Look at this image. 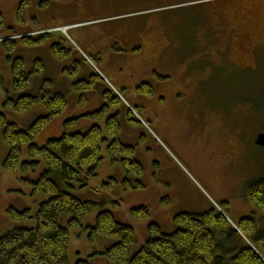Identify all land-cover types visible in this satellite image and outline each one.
<instances>
[{"label":"rangeland","instance_id":"1","mask_svg":"<svg viewBox=\"0 0 264 264\" xmlns=\"http://www.w3.org/2000/svg\"><path fill=\"white\" fill-rule=\"evenodd\" d=\"M22 1L0 0V14L5 22L0 26V112L20 128H26L46 115V108L37 104L18 113L5 105L7 97L35 95L42 85L52 92L63 93L68 106L38 134L37 145L56 138L69 118L78 117L73 124L70 122L71 132H84L93 125L104 129L106 118L117 113L119 140L133 146L134 158L143 167L140 176L127 175L119 162H111L106 144H101L97 175L87 187H76L71 192L94 205L78 226L68 229L69 264L78 259L92 264H114L98 253L115 239L99 237L93 246L85 229L93 226L101 209L110 210L119 222L133 227L136 242L132 252L147 240L150 223L158 224L163 233H170L176 228L175 215L202 213L213 207L218 211L216 205L225 211L226 219L239 233L240 248L250 244L248 239L252 240L250 229L236 227L240 219L250 217L254 230L264 231V209L252 204L246 188L260 180L264 171V148L255 144L264 125V42L255 48L251 60L242 64L240 61V65L231 63L228 55L233 35L215 17L219 4L226 11L239 3L240 7L248 5L249 1L27 0L17 19ZM250 1L264 3V0ZM51 26L67 27V32L63 34L57 29V34L41 44H27L29 40L18 38ZM256 30L253 33L262 40L264 25ZM59 34L68 40L67 47L74 50L65 60L57 59L50 49ZM82 54L89 56L88 62H81ZM17 57L23 59L26 73L33 70L34 61H41L38 71L31 75V84L22 90H15L12 83L11 63ZM157 58L164 65L159 67L160 74L170 76L157 81L171 84L175 81L174 93L180 94L176 105L184 102V107H174L171 93L162 107L158 106L160 98L155 100L159 93L151 103L140 98L135 86L148 76L138 75L134 70L136 64L142 59L154 63ZM75 60L79 65L71 71ZM94 72L98 75L93 78L96 88L83 94L75 85ZM113 78L123 83V89L114 85ZM101 79L115 86L130 104L134 101L144 104L140 105L144 115L138 114L146 125L140 120L133 121L135 117L129 116L121 105L109 106L99 120L84 116L102 104L100 90L105 85ZM141 94L151 100L148 94ZM156 109L160 111L151 124L149 118L154 117ZM1 133L0 129L2 160L7 146ZM20 176L19 171L0 168L1 233L19 226H35V213L46 199L43 195H32ZM125 176L132 183L139 180L143 186L123 188L121 181ZM111 177L117 183L112 189L104 188L103 182ZM114 202H119V206ZM137 207H146L148 215L133 214L132 209ZM9 208L29 209L31 219L18 222L7 212ZM67 220L68 215L62 213L60 225L67 226ZM255 246L263 251L261 243Z\"/></svg>","mask_w":264,"mask_h":264},{"label":"trees","instance_id":"2","mask_svg":"<svg viewBox=\"0 0 264 264\" xmlns=\"http://www.w3.org/2000/svg\"><path fill=\"white\" fill-rule=\"evenodd\" d=\"M22 40H29L27 44L43 42L41 39ZM51 51L57 59L68 55L56 45L51 47ZM34 64L36 69L26 73L22 58L12 61L11 74L15 90H22L31 84V75L38 71L40 62L35 61ZM76 66L77 64L71 71H75ZM92 81H80L75 86L84 94L86 90L96 88ZM147 90L149 88L145 86L138 89L142 93ZM100 97L101 106L84 116L102 119L109 106L121 103L107 85L100 90ZM37 104L45 107L47 114L35 119L26 128H20L0 112L1 136L7 146L6 156L0 159V168L19 171L21 182L31 188L32 195L46 197L35 213V226H19L6 233L0 232V264H69L68 229L78 226L80 219L94 205L78 199L71 192L76 187H87L97 175V167L102 159L101 144H106L111 162H119L127 175L140 176L143 172L142 165L134 158L133 146L119 140L117 113L106 118L104 129L93 125L84 132H71L70 122L73 124L77 118H69L62 124V131L56 138L37 145L35 138L38 134L55 115L63 113L68 106L66 96L63 93L51 95L46 86L42 85L35 95L23 94L16 98L7 97L5 100V105L18 113ZM116 183L111 177L103 182V187L112 189ZM121 183L125 189L143 186L139 180L132 183L128 176ZM246 188L252 204L264 209L263 178ZM114 204L119 206V202ZM7 212L21 223L31 219L29 209L18 211L9 208ZM132 212L148 215L146 207L133 208ZM222 212L223 214L213 207L202 213H179L173 219L176 228L170 233H163L158 224L150 223L147 227V240L134 252L132 248L136 235L133 227L119 222L110 210L101 209L93 226L88 225L85 229L93 246L99 237L115 239L108 248L98 253L114 264H264V231L254 230L250 217L240 219L236 227L239 230L246 227L252 234V240L248 239L250 244L246 243L240 248V235L226 219L223 209ZM62 213L68 215L67 226L59 223ZM255 243H261L263 251ZM73 264L92 263L86 259H78Z\"/></svg>","mask_w":264,"mask_h":264},{"label":"flooded vegetation","instance_id":"3","mask_svg":"<svg viewBox=\"0 0 264 264\" xmlns=\"http://www.w3.org/2000/svg\"><path fill=\"white\" fill-rule=\"evenodd\" d=\"M240 1H249L248 5H244L242 7H240V3L237 4L234 7H229L226 9V11H222L220 8L223 6L222 4H219L218 7L216 8V18L219 19L220 21H223L224 28L227 30H229L230 33H232L233 38H232V43H231V52L228 55L229 61L231 63L234 64H238L240 65V61L241 64L244 61L247 60H251L253 52L255 51V48L258 47V45H260L261 42H264V38L261 39H257V37L255 36V33H253V31H257V27L258 26H262L264 25V3H262L261 1H258V3H252L253 1L250 0H240ZM27 3V0H23L18 8L17 11V19L20 18V14H21V10H22V6L24 4ZM5 22H3L1 14H0V26H2ZM227 27V28H226ZM60 28L59 26H51V27H46L45 29H41L35 32H27L24 33L22 36L20 35L18 38L19 39H30L32 41H37L38 39L43 40V43L50 38L51 36L57 34V29ZM67 31V28H66ZM36 33V34H35ZM60 35V34H59ZM15 37V36H13ZM54 45L58 46L59 48H61L63 51H66L68 53L67 56H65L63 59H59V60H65L68 57L72 56L73 54V49L71 47H67L68 45V40L60 35V37H58L51 45H50V49L51 47H53ZM158 52V51H156ZM159 53V52H158ZM213 56V53H212ZM20 58V57H17ZM81 62H88L89 60V56H87L86 54H82L81 55ZM160 58H164L163 56ZM150 59H147V61ZM153 60H157L154 63H150L147 62L146 60H143L139 63L136 64L135 67V71L139 72L138 75H142L143 76H148L146 79L144 80H138L136 87V90H138L140 87L145 86L149 88V91L147 90L146 93L144 94H148V98L150 101H148L147 97L143 96L140 92L139 94L141 95V99L144 100V102L146 103H151L152 102V98L155 97L156 93H159L160 95H157V97L155 98V100L160 98V104H158L159 107H162V105L165 102V97H167L170 93H171V97L170 99H172V102L174 104V107H184V102H182V104L180 106L176 105L180 94H175L174 93V87L172 84L175 82H173L171 84V82H161V81H157L158 80H165L166 77L167 79L170 78V76H165L160 74L159 72V67L164 66L161 59L157 58V59H153ZM41 62L40 60H36ZM35 62V61H34ZM75 63L77 65H79V61L75 60ZM35 66V64H34ZM243 66V65H242ZM34 67L33 70L34 71ZM153 75H155L156 77H152ZM142 76V77H143ZM94 77H97V74L94 72L89 78L87 79H81L82 81H90L93 80ZM151 78L153 79V81L151 80ZM154 80L156 82H154ZM48 81V80H46ZM92 83L94 84V81H92ZM95 86V84H94ZM42 87V86H41ZM40 87V88H41ZM105 88V87H104ZM103 88V89H104ZM121 89H123L121 87ZM181 92L182 89L178 88ZM47 91L53 95L56 94L55 92H52L50 90L47 89ZM187 97V95H186ZM164 101V102H163ZM121 105L126 111L127 113H129L130 111H135L137 113H141L144 115V112H141L140 110L142 109V107L140 105H144L143 103H140L138 101H134L133 104H131V106L129 107H125L122 104H118ZM117 105V106H118ZM158 107V109H160ZM137 110H139L140 112H138ZM160 110H155L154 117L149 118L150 123L154 124L155 123V118L157 117V114L159 113ZM130 116V115H129ZM140 118H142V116H140ZM133 121L137 122L138 121L136 119H134ZM262 131V130H261ZM228 142H230V144H234L233 140L227 139Z\"/></svg>","mask_w":264,"mask_h":264},{"label":"water","instance_id":"4","mask_svg":"<svg viewBox=\"0 0 264 264\" xmlns=\"http://www.w3.org/2000/svg\"><path fill=\"white\" fill-rule=\"evenodd\" d=\"M255 143H256L257 145H259V146H261V147L264 148V125H263V130H262V132H260V133L257 135V137H256V139H255ZM262 178H263V183H264V171H263V176H262Z\"/></svg>","mask_w":264,"mask_h":264},{"label":"crops","instance_id":"5","mask_svg":"<svg viewBox=\"0 0 264 264\" xmlns=\"http://www.w3.org/2000/svg\"><path fill=\"white\" fill-rule=\"evenodd\" d=\"M113 79H114L113 82L115 83V84H114L115 86H117V87H122V86H123V83H122L118 78H113ZM115 86H114V87H115ZM127 97L131 98L130 95H128ZM125 100L127 101V99H125ZM128 101H129V100H128ZM128 101H127V102H128ZM128 103H129V102H128ZM132 103H134V102H132ZM129 104H130V103H129ZM130 105H131V104H130Z\"/></svg>","mask_w":264,"mask_h":264}]
</instances>
